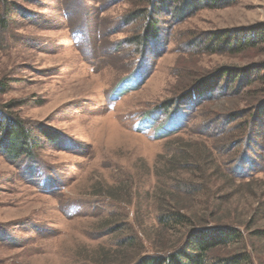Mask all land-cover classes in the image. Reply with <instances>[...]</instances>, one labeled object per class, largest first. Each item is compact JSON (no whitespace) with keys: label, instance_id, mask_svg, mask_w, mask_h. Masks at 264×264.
<instances>
[{"label":"rangeland","instance_id":"1","mask_svg":"<svg viewBox=\"0 0 264 264\" xmlns=\"http://www.w3.org/2000/svg\"><path fill=\"white\" fill-rule=\"evenodd\" d=\"M147 1L0 0V109L37 143L30 157L0 151V264H107L130 235L148 251L147 233L173 243L182 229L156 221L163 197H191V210L211 200L239 228L241 240L207 264L243 247L264 264V240L252 235L264 230L252 215L264 200V0L202 7L181 22L159 14L157 37L141 47L146 13L125 17ZM222 30L262 38L218 51L207 38ZM225 66L247 68L249 84L232 93L223 78L210 98L162 108ZM193 152L215 168L184 166ZM203 172L197 191L177 185Z\"/></svg>","mask_w":264,"mask_h":264},{"label":"trees","instance_id":"2","mask_svg":"<svg viewBox=\"0 0 264 264\" xmlns=\"http://www.w3.org/2000/svg\"><path fill=\"white\" fill-rule=\"evenodd\" d=\"M233 1L148 0L147 10L129 13L125 17V20L129 22L140 16L139 12H141V15L143 12L146 13L143 31L135 37L136 42L141 47H144L158 35L159 25L157 16L159 14H165L173 21L181 22L202 7L220 8L228 6ZM7 24L8 20L6 16L0 14V26L6 27ZM254 36L245 38L240 36V34H236L235 31L233 33L231 30H222L210 33L207 39L211 43L208 45H217L218 51L239 52L246 47L255 46L256 42L262 38L257 35ZM247 71L248 69L245 67L225 66L220 68L211 76L200 79L186 94L179 96L178 99L166 101L162 108L169 109L177 105L189 103L195 99L204 100L210 98L214 94L215 87L223 78L226 82L223 89L225 91L230 90L232 87L229 84L230 82H234V87L231 91L232 93H238L245 85L249 84L245 76ZM127 88L129 89V87H126L125 90ZM235 116L237 115L231 114L232 119ZM41 132L49 140H55L56 138L50 131L42 130ZM36 147L37 143L32 129L28 128L21 120L5 115L3 110L0 109V151L8 157L16 159L21 156H32ZM200 160L203 161V167L206 166V169L215 168L214 166H216L212 155H205V153L197 154V152L186 155L183 165H194V169H199L198 163ZM191 175L190 181L178 179L177 185L180 184V189H184L185 192L198 190L196 189L198 185L196 186L193 180L200 178L201 182L206 181L204 172L203 177ZM228 180L232 182L231 179ZM229 199V196L226 197V202ZM192 203L191 197L161 198L157 204L159 212L156 217L157 224L164 230L173 229L174 227L181 228L180 237L173 243L154 242L147 233L145 238L147 241L150 240L148 248L150 251H148L144 249L143 243L139 242V244H136L134 242L135 235H130L126 241L129 245L126 242L120 243L119 247L107 251L105 255L107 264H207V258L212 250L235 242L237 243L241 240L242 233L239 228L234 227L231 220L225 221L224 216L220 214V208L214 207L211 200H205L199 204L198 209L194 208V210L190 209ZM253 212L252 215H258L259 213L261 217H264V200L258 202ZM252 235L264 240V230L262 229L252 231ZM122 248H124V253L121 251ZM250 259L252 261L250 251L243 247L241 250L229 255L218 257L216 264H251Z\"/></svg>","mask_w":264,"mask_h":264}]
</instances>
